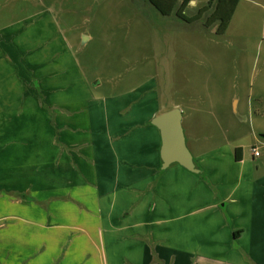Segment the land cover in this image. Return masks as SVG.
I'll list each match as a JSON object with an SVG mask.
<instances>
[{"label": "crops", "instance_id": "0c3cea01", "mask_svg": "<svg viewBox=\"0 0 264 264\" xmlns=\"http://www.w3.org/2000/svg\"><path fill=\"white\" fill-rule=\"evenodd\" d=\"M246 1L264 10V0ZM32 59L18 103L0 104L5 135L38 143L0 150V211L11 212L0 214V264H264V134L251 146L259 156L236 147L217 153L215 168L203 144L191 147L195 174L162 169L155 126L144 140L132 131L119 144L127 152L114 153L107 117L112 153H82L95 139L94 104L76 93L56 99L48 48Z\"/></svg>", "mask_w": 264, "mask_h": 264}, {"label": "rangeland", "instance_id": "374dc122", "mask_svg": "<svg viewBox=\"0 0 264 264\" xmlns=\"http://www.w3.org/2000/svg\"><path fill=\"white\" fill-rule=\"evenodd\" d=\"M207 3L194 0L185 15ZM179 5L163 15L147 0H0V104L18 103V82L32 76L33 55L48 48L56 99L76 93L94 104L95 139L80 152L112 153L104 141L107 117L119 137L114 153H126L121 139L132 131L148 139L152 118L179 107L189 149L203 144L211 168L217 153H250L254 137L264 134V10L242 0L227 31L217 34L210 12L189 23ZM147 118V128L133 129ZM11 137L0 128V150L37 151L38 143Z\"/></svg>", "mask_w": 264, "mask_h": 264}, {"label": "water", "instance_id": "95a60500", "mask_svg": "<svg viewBox=\"0 0 264 264\" xmlns=\"http://www.w3.org/2000/svg\"><path fill=\"white\" fill-rule=\"evenodd\" d=\"M151 124L159 130L161 136L162 169H166L172 164H179L189 172L195 174L201 172L187 145L183 113L179 107L156 115L151 120Z\"/></svg>", "mask_w": 264, "mask_h": 264}, {"label": "trees", "instance_id": "16d2710c", "mask_svg": "<svg viewBox=\"0 0 264 264\" xmlns=\"http://www.w3.org/2000/svg\"><path fill=\"white\" fill-rule=\"evenodd\" d=\"M152 4L161 14H171L178 3L180 5L177 9V14L187 22H194L200 20L205 13L210 12L207 23L209 26L217 24V34H224L231 22L235 13L239 0H208V3L199 9L198 13L189 18L185 15V10L188 8L192 0H147ZM241 148H236L235 153H240Z\"/></svg>", "mask_w": 264, "mask_h": 264}, {"label": "built area", "instance_id": "2783aa9c", "mask_svg": "<svg viewBox=\"0 0 264 264\" xmlns=\"http://www.w3.org/2000/svg\"><path fill=\"white\" fill-rule=\"evenodd\" d=\"M251 150H252L254 156H259V155H260V151H259V149L255 148V147H252Z\"/></svg>", "mask_w": 264, "mask_h": 264}]
</instances>
